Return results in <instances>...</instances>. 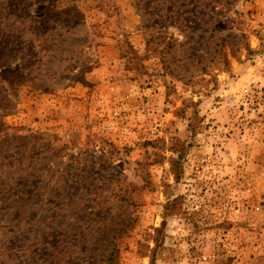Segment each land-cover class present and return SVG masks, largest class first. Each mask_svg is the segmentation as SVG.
<instances>
[{
    "label": "rangeland",
    "instance_id": "374dc122",
    "mask_svg": "<svg viewBox=\"0 0 264 264\" xmlns=\"http://www.w3.org/2000/svg\"><path fill=\"white\" fill-rule=\"evenodd\" d=\"M0 264H264V0H0Z\"/></svg>",
    "mask_w": 264,
    "mask_h": 264
},
{
    "label": "trees",
    "instance_id": "16d2710c",
    "mask_svg": "<svg viewBox=\"0 0 264 264\" xmlns=\"http://www.w3.org/2000/svg\"><path fill=\"white\" fill-rule=\"evenodd\" d=\"M3 74L5 76V79L11 84V85H21L26 76L24 74L19 73L16 70H10V69H6L3 71ZM13 77H15V79H13Z\"/></svg>",
    "mask_w": 264,
    "mask_h": 264
}]
</instances>
